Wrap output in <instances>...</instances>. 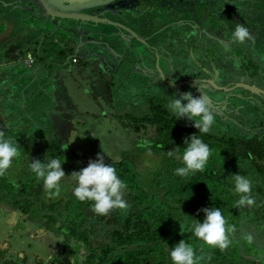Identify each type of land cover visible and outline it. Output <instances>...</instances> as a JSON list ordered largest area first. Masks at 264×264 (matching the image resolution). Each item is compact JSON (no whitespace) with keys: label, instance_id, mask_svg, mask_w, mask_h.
<instances>
[{"label":"flooded vegetation","instance_id":"flooded-vegetation-1","mask_svg":"<svg viewBox=\"0 0 264 264\" xmlns=\"http://www.w3.org/2000/svg\"><path fill=\"white\" fill-rule=\"evenodd\" d=\"M7 2L8 8H0V23H6L7 28L10 26V31H4L5 33L0 35L9 36L8 33H16V35L20 33V37L29 36L37 33L40 27L47 24L42 37H48V39L59 37L60 32L41 17L35 2L20 4L18 9L10 6L13 0ZM128 2L132 3L128 4ZM119 4L117 0H111L96 10H90V13H103L104 17L93 19L95 23L92 21L86 23V26L92 28L96 26L94 24L100 27L104 24L110 25L112 21L118 24L119 29L113 27L115 34L110 38H128L131 46L135 45L138 48L135 51L137 55L135 58L130 54L131 49L123 54L122 67L113 65L107 68L110 74L112 72L110 84L114 80L112 84L115 85V81L120 79L122 83L120 89L126 90L125 87L131 85L134 91L140 92L145 89L148 91L159 83L166 84L168 100L179 98L186 91H193L194 97L204 94L211 102L215 120L223 126H232L234 135H229V138L241 136L240 139H243L245 146L244 151L250 155L252 153L250 149L264 150L262 144L264 142V83L261 82V80L264 81V0H127L126 4L129 8L120 7ZM49 19L53 20L51 17ZM16 21L19 22L20 27L13 24ZM36 22H40L38 28L34 25ZM237 24H242L249 29L251 40H247L244 44L233 41L232 34ZM128 27L131 29H127ZM132 30L139 34V38L148 39L150 45H146V41L136 39L137 37L130 32ZM180 40L189 49L196 45L201 50L196 60L198 62L202 60V66L201 64L190 66L188 63L187 67L192 72L185 74L179 66L181 61L185 63L186 61L181 59L180 51L175 48ZM48 43L50 46L41 41L39 47L34 46L32 52H29L33 56L31 65L37 63L38 53L43 51L51 56L48 61H53L52 56L54 52H58V48L54 41ZM205 44H211L214 47L223 46L230 50L229 56L224 55L219 58L220 63L225 62L227 67L228 65L230 67L225 69L224 65L220 66L211 56L208 57V64H211L218 72L211 71L201 49V45ZM247 45H250L253 59L250 58V53L246 49ZM236 50H239V56ZM19 52H21L18 54L21 58L24 51ZM25 58L21 59L24 63ZM133 62L134 65L142 64L143 68L137 71L150 73L154 75V79L148 83L138 73H130L124 79L121 74L123 67L124 69L125 67L133 68ZM165 63L169 66L168 68H164ZM252 63H259L261 67L257 66L255 70L250 69L249 65ZM201 71L208 72L209 76L198 77ZM212 80L217 86L226 87V92L218 90V87L211 83ZM181 81L187 83L177 87L176 84ZM242 83L255 84L263 92L261 91L260 95L252 94L241 85ZM213 89H216L220 95H214ZM246 103L254 107L253 114L246 112ZM167 105L168 103L161 108L165 116L172 118ZM23 116H20L21 120L18 124L0 116V130L5 132V138L11 137L16 141L21 152V157L18 160L14 159L13 166L6 175L0 177V264H76V260L86 264L90 256L87 238L91 236L92 230L102 232L103 228L98 220L93 221L95 228H92L91 211L88 207L82 219L79 209L74 207V179L70 176V166L75 158L79 162H85L87 157L85 154L81 158L77 157L60 135L47 132L37 135L38 132H33L30 127L39 120L32 121L26 115ZM177 121L181 122V120ZM13 124L21 128L24 124V132L20 134V138L12 130ZM147 129L143 133L145 136L157 134L154 126L150 132ZM237 131L240 134H237ZM29 134L30 137H28ZM56 155H61V161L65 159L62 162V168L69 176L61 181L60 196L51 197L48 190L44 188L43 181L36 179L29 165L32 159L48 162ZM80 220H82L81 223ZM15 236L23 240V245L22 241L16 244ZM77 245L79 248L77 253H74L73 248Z\"/></svg>","mask_w":264,"mask_h":264},{"label":"trees","instance_id":"trees-1","mask_svg":"<svg viewBox=\"0 0 264 264\" xmlns=\"http://www.w3.org/2000/svg\"><path fill=\"white\" fill-rule=\"evenodd\" d=\"M249 66L254 70L257 66L261 67L259 63H252ZM153 107V114L139 118L144 121L143 124L139 123L145 130L148 128L146 126L148 124L157 129L155 136L146 138L151 141L158 140L157 145L161 147L160 149H167V151L176 147L177 149L179 147L186 149L184 136L176 135L181 132L177 126L183 128V133L196 134L209 145L210 149L215 145L213 140H220L218 136L214 138L208 133H201L191 127L192 131L187 130L181 125L183 122L165 116L161 106L153 105ZM143 135L139 136L143 137ZM227 140L228 145H220L224 148L222 155L230 158L225 161L223 168H218L215 165L209 166V169L195 172L188 177L175 174L178 167L185 166L182 163L183 152L178 150L174 157L168 156L167 152L161 154L163 156L160 160L161 167L154 171L153 178L155 179L152 180L154 184L151 186L146 184L145 179L141 180L142 176L144 178V174L134 164L131 166L133 162L130 160L105 162L111 164L117 170L119 178L128 185L125 199L130 203V207L126 211L117 209L108 215H98L92 210V201L81 202L74 196V207L79 209L81 219L86 214L85 209L88 207L91 211L92 228H95L93 221L96 220L103 228L102 234L99 232L97 234L92 230L91 236L89 235L87 238L90 256L86 264H172L169 253L181 239L193 246L197 256L204 257L200 264H217V262L214 263L215 257L221 261L228 259L231 264H249L252 260L244 257L243 254L246 255V253L239 250L237 234L230 235L231 239L234 237L233 243L229 246L231 251L229 248L227 251H221L219 248L209 247L193 234L194 224L203 222L205 218V213L201 211L203 208L213 207L226 210L222 214L228 220L229 225H235V227L240 226L244 220L242 207L233 206L239 199V195L233 194V191L228 192L227 188L222 189L223 185L219 190L222 181L227 179L222 177V169L227 165L235 163L238 159L252 161V165L256 169L255 173L259 175V181L262 185L264 184V150L250 149L252 151L250 155L244 151L243 139H239V142L234 138L223 141ZM254 144L257 145V142L254 141ZM262 144L264 145V142ZM168 146H171V149ZM158 152L160 153V151ZM55 158L60 159L61 155H56ZM87 162H79L75 158L71 161L70 173L86 167ZM134 166L137 171L133 170ZM76 183L74 179L73 189ZM228 198L231 202L230 207H226ZM255 200L254 207L264 211V198L255 197ZM94 236H99L100 239L95 242Z\"/></svg>","mask_w":264,"mask_h":264},{"label":"rangeland","instance_id":"rangeland-1","mask_svg":"<svg viewBox=\"0 0 264 264\" xmlns=\"http://www.w3.org/2000/svg\"><path fill=\"white\" fill-rule=\"evenodd\" d=\"M30 20H33L30 18ZM35 21V20H34ZM33 22V21H31ZM40 22H36L34 25H37L36 28H38ZM219 29V28H218ZM217 29V32L219 31ZM1 29L0 31H2ZM8 32L10 31L7 29ZM46 31V29L44 30ZM40 34V31H37ZM1 33V32H0ZM5 32L3 31L1 34H4ZM38 33H32L29 36L26 35L24 37H20L19 35H16V33L11 34L8 33L9 36H5L7 41H0V47L5 46L6 44L10 43V41H16L18 38H36L38 36ZM44 33V32H43ZM41 38V37H38ZM185 39V37H183ZM211 39V38H209ZM56 40V38H42V42H46L50 46L48 42ZM185 43V42H184ZM213 43H216V41H213ZM12 44V43H11ZM13 45L18 46L20 49H23L24 46H29L34 47L33 44L30 42H26L23 39H20L17 43H14ZM180 53H181V59L185 60L180 62L179 69L182 70V73H188L192 72L189 67H187V64L189 63L190 66L193 65H199L202 66V60L197 61V57L199 58V54L201 52L199 46L194 45L192 49L188 48L185 44H183V41L180 40L176 44V47ZM250 45H247V51L250 53V58H252V53L250 51ZM9 49V48H8ZM202 53L204 52L205 54V62L206 64L209 63V58L213 56L216 59V62L220 64V66H225L226 68H229L230 65L225 64V62L220 63L219 58L223 57L224 55L229 56L230 50L226 49V47L223 46H217L214 47L211 44H205L204 46L201 45ZM61 49L58 48V52H54V55L52 56L53 58H58L59 54L60 57L64 53V51L59 52ZM192 51L194 53L192 54ZM27 51L22 52V57L19 58V53L15 54L16 56H12V61L14 60L15 63L17 64L16 69H21V70H29L30 74L31 72H36V70L39 68L36 65H27L22 61L21 59L28 56L26 53ZM239 50H236V53L238 55ZM239 56V55H238ZM49 57H51L49 55ZM132 58V57H131ZM253 59V58H252ZM204 62V61H203ZM13 64V63H12ZM30 66V67H26ZM82 64V63H81ZM25 66V67H24ZM177 67V65H175ZM199 66V68H200ZM210 67L211 71L218 72L217 69H215L211 64H208ZM169 66L165 63L164 68H168ZM59 67L53 66L54 71L58 70ZM4 72V69H2ZM6 73H11L13 71L11 70H5ZM209 76L208 72L201 71L199 73L200 78L207 77ZM68 77V75H67ZM65 79V78H64ZM80 81V78H77L75 80H69L71 82V86L76 84V82ZM144 79V78H143ZM259 80H261L259 78ZM146 81V79H144ZM39 82L42 84L43 87L47 89L48 82H46V79H42V76L39 77ZM262 83H264L263 80H261ZM117 85V86H115ZM115 85L113 84H108L105 86H100L97 91L91 90L92 93L90 95H87L84 93L86 90V85H83L80 88V92H77L78 96H75V112L73 116L69 117L70 121L64 117L63 120L59 119L58 116H61L59 113L58 114H52L49 116V120H51V124L54 127V132L57 130L59 131V135L66 136V141L68 146L71 148L73 153L81 158L83 154H85V161H89L90 159L94 160L97 158V154L100 153L101 155L104 156V161L105 162H117L121 161L123 159H128L133 164L138 167L141 172L144 174V178L142 176L141 180L144 181L146 180V184L148 186L153 185L154 181H152L154 177V171L157 170V168H160V160L163 157L161 154H165L167 152V149H160L157 145L158 140H151L147 139L145 135L143 137L139 136L140 134H143L146 130L143 126H140L141 124L144 123L141 118L142 116L148 115L149 113L151 114L154 112V106L159 105L161 107H165L166 104L169 102L167 98L168 94V89L166 84H161L159 83L158 85L152 87V89H148V91L145 89L144 92H140L139 94L135 93V91L132 89L131 85H128L126 90L123 88L120 89L122 86V83L120 79H117L115 81ZM119 86V87H118ZM75 87V86H73ZM71 90L72 92L76 91V87ZM111 87L115 88L113 91H109ZM79 90V89H78ZM214 95H220L219 92L216 91V89H213ZM112 92L113 94V100H109L107 98L108 95H110ZM193 94V91H192ZM96 96L99 97L100 103H98L96 100ZM123 99V100H122ZM108 101V103L106 102ZM185 101H182L184 103ZM110 105V106H109ZM248 103L245 104V108L247 109L246 112L249 114H253L254 107ZM106 109V111H105ZM170 110V109H169ZM97 112V116H92L93 113ZM254 111V112H253ZM0 112H2V117L9 118L11 122L14 121V123H19L21 118L20 116L26 115L28 112H25L20 114L19 112L12 111V108L7 110L4 107L0 109ZM117 113L115 116L110 115V113ZM171 112V111H170ZM106 113L108 114L106 117ZM173 120H181L184 126V128H187V130H191L190 127L193 130H198L195 128L194 122L189 121L186 118H178L175 116L174 113L171 112ZM43 117L45 115H42ZM24 117V116H23ZM2 118V119H3ZM171 118V119H172ZM216 119V118H215ZM140 120V121H138ZM216 122L212 126V129L208 134L212 135L214 138L218 136L220 140H213L215 142V145H213V148L211 149V156L210 159L208 160V163L205 167V169H209V166H217L218 168H223V164H225V161L229 160L230 158L222 155L223 152V147L220 145L226 144L228 145V136L234 135V132L232 131V126H223L219 121L215 120ZM141 122V124L139 123ZM14 125V124H13ZM148 127V131L150 132L152 130V126L150 124L146 125ZM18 128V129H16ZM23 128V129H22ZM22 128L19 126L13 127L12 130H14V133L18 134V138H20V134L24 132V124H22ZM9 130V128H7ZM11 129V127H10ZM177 129L180 130L181 132L178 134L176 133L177 136H184L183 140L186 138H189L191 135L190 133H183L184 130L182 127L177 126ZM16 130L20 131L17 132ZM154 130H157L156 128ZM53 131V130H51ZM192 131V130H191ZM48 133L49 130L45 131L44 134ZM43 134V135H44ZM237 134H240L239 131H237ZM37 135H41L38 134ZM216 135V136H214ZM222 135H224L222 137ZM176 138V137H175ZM241 136H237L234 139H239ZM144 141H149L152 143L150 144L151 151L149 153V150L144 147H139L138 145L142 144ZM158 149H156L157 147ZM169 149H171V146H168ZM178 150L180 152H184L185 148L179 147ZM160 151V153L158 152ZM158 153V154H157ZM160 156V157H159ZM88 163V162H87ZM251 163V164H250ZM248 162L247 159H238L235 163L227 165L223 171V176L227 178L226 181L223 180L222 184H220V189L221 186L223 185L222 189L227 188V191L232 192L233 194L235 193V182L233 179V174H242L245 175L247 178H249L252 181V196L254 197H259V198H264V184L259 181L258 176L255 173V168L252 165V161ZM210 164V165H209ZM133 168V170L137 171V169ZM146 177V178H145ZM62 188V186H61ZM236 194V193H235ZM227 204L226 207H230L231 202H229V198L227 199ZM226 211V210H225ZM224 210H221L222 213H225ZM242 212H243V218L244 220L240 223V226L236 227V232L233 233L234 235L237 234L238 238V248L239 250H242V252L246 253L243 254L244 257H247L248 259L252 260L249 262V264H264V211H260L254 207H247L246 205L242 207ZM76 222V221H75ZM239 230V231H238ZM98 234V232H96ZM102 234L103 232H99ZM247 234H251L253 236V242L249 243L244 237ZM232 235V234H230ZM95 242L97 239H100L99 236H96ZM234 240V237L232 238ZM14 241L16 244H18L19 241H22L23 245V240L19 236H15ZM14 242V243H15ZM79 248V245L75 246L73 248V252L77 253V250ZM229 251L231 249L229 248ZM254 261V262H253ZM217 262V264H231V261H228L226 259L225 261H221L220 259H217L215 257L214 263ZM76 264H81L78 260H76Z\"/></svg>","mask_w":264,"mask_h":264},{"label":"clouds","instance_id":"clouds-1","mask_svg":"<svg viewBox=\"0 0 264 264\" xmlns=\"http://www.w3.org/2000/svg\"><path fill=\"white\" fill-rule=\"evenodd\" d=\"M65 2L67 3V0ZM232 35L233 41L240 44L252 39L249 29L242 24L236 25ZM182 101H187V103H182ZM167 107L179 119L186 118L193 121V126L201 133L210 132L215 123V113L212 111L208 97L204 94L194 97L191 91H186L179 98H170ZM184 144L187 145L182 155V163L185 166L178 167L175 174L188 177L195 172H203L211 156L209 145L196 134L186 138ZM138 146L147 148L149 153L151 151L149 141H144ZM19 149L16 141L11 137L5 138V132L0 130V177H4L13 166L14 159L18 160L21 157ZM177 151L176 147L167 151V154L174 157ZM63 161L58 158L48 162L32 159L29 165L36 179L43 181V186L51 197L60 196L61 181L69 176L62 168ZM70 176L77 182L73 195L81 202L92 201V210L96 214L108 215L114 210L126 211L130 207V203L125 199L128 185L119 178L117 170L111 164L105 163L104 156L100 153L97 154L96 159H90L86 167L73 171ZM233 179L235 193L239 195V199L233 206L240 208L245 205L247 207L255 205V197L251 194L252 181L239 173L233 174ZM201 211L205 213V218L203 222L194 224V236L209 247L227 251L233 243L230 234L236 232L235 225H229L220 208H203ZM244 238L249 243H252L254 239L251 234H247ZM169 256L172 264H200V261L204 259L203 256H197L193 246L183 239L172 247Z\"/></svg>","mask_w":264,"mask_h":264},{"label":"crops","instance_id":"crops-1","mask_svg":"<svg viewBox=\"0 0 264 264\" xmlns=\"http://www.w3.org/2000/svg\"><path fill=\"white\" fill-rule=\"evenodd\" d=\"M14 25L20 27L19 22H14ZM10 26L6 23H0V31H8ZM45 29L43 26L39 28L40 34L36 38H18L16 41H10V43L6 44L3 47H0V78L5 77L3 81L0 82V89H4L0 91V94L3 98L2 102L0 103L1 106H5V108H12V111L19 112L23 114L25 112H30L36 107V115L34 117L37 120L41 121L46 129L37 128L33 129L34 126H31V130L35 133L42 134L45 131L49 130L48 133L50 134H57L59 135V131L54 132V127L51 124V120H49V116L52 114H60L56 115L59 119L63 120L64 117L69 119V117L73 116L76 108H75V96L77 92H80V88L83 85H86V90L84 91L85 94L90 95L92 93L91 90L97 91L100 86H105L110 84V80L112 79V72L111 74L107 71L108 67H113V63L110 66L101 65V63L95 57H85L80 58L78 56H72L70 59L65 56H59L58 58H54L53 61L48 59L50 58L47 53L40 52L38 53L39 58L37 63L34 64L38 67L39 73H34L29 70H21V69H14L11 73H6L5 70H10V64H6V62L12 61V56L15 57L19 51H27L26 53L32 52L33 47L31 45L24 46L23 49H20L18 46L13 45L17 43L20 39L25 40L26 42L30 43L32 40L33 46H40L42 36L45 33ZM44 32V33H43ZM0 33V34H1ZM0 41H7L5 36L0 35ZM42 37V38H38ZM12 43V44H11ZM9 48V49H8ZM73 58H77L78 61L74 62ZM53 62V63H52ZM82 63V64H81ZM13 65V64H12ZM33 66V65H32ZM53 66L59 67L58 70L54 71ZM25 67V66H24ZM26 67H28L26 65ZM30 67V66H29ZM4 69V72L3 70ZM157 69V68H155ZM158 70V69H157ZM68 75V77H67ZM42 76V79H46L48 82L47 89L42 86L39 82V77ZM65 78V79H64ZM80 78V81L74 83L71 86V82L69 80H75ZM114 80L111 82V84ZM14 84L15 86L11 87L12 91L16 92V96L11 97V92L8 91L7 88L9 85ZM75 88L76 91L72 92L71 90ZM79 89V90H78ZM115 88L111 87L109 91H113ZM136 90V89H135ZM107 96L109 100H113V94ZM135 93H140V91L136 90ZM96 101L100 103L99 97L96 96ZM123 100V99H122ZM39 102V104H37ZM108 103V101H106ZM110 106V105H109ZM106 111V109H105ZM117 113L111 112L110 115H116ZM42 115H45L44 117ZM97 112L94 111L92 116H97ZM106 113V117H107ZM44 132H43V131ZM53 130V131H51ZM32 132V134H33ZM64 138L65 144H67L66 136L61 135ZM27 139V137L25 138ZM68 145V144H67Z\"/></svg>","mask_w":264,"mask_h":264},{"label":"water","instance_id":"water-1","mask_svg":"<svg viewBox=\"0 0 264 264\" xmlns=\"http://www.w3.org/2000/svg\"><path fill=\"white\" fill-rule=\"evenodd\" d=\"M9 1V0H7ZM6 0H0V8L6 9L8 8V2ZM111 0H67V3L65 0H13V2L10 4L13 9L20 8V4H25L26 2H35L38 6L39 11L41 12V17L48 23H51L55 30H58L60 32L59 37L56 38V40H53L56 44L57 48H60L61 51H64L67 58L70 59L72 56H78L80 55V58L85 57H95L101 65L104 66H110V64L119 65L121 66L122 63V56L123 54L128 50L131 49L130 54L133 55V57H137L136 52L137 47L135 45L131 46V41L128 38H110L115 33L112 29L113 27H116V29H119L118 24L109 23L110 25L104 24L100 27H97V24H94L96 26H93L92 28L90 26H86V23H89L88 21L94 22L93 19L104 17V14H98V13H90V10H96L102 4H107ZM118 3H120V7L129 8L128 4L132 2H128L126 4L127 0H117ZM131 1V0H130ZM111 13V11H108ZM53 18V20L49 18ZM91 17L92 19H90ZM95 23V22H94ZM108 26V27H107ZM44 28H47V24L43 26ZM131 29V28H127ZM129 31V30H128ZM133 36L137 37L136 39H141L142 41H146V45L148 43V39L146 38H139V34L134 32L133 30L130 31ZM150 45V44H149ZM61 54H59L60 56ZM84 55V56H83ZM62 56H65L62 54ZM142 58L141 56H139ZM135 62V61H134ZM134 62L132 64L133 68L123 67V72H121L122 77L125 79L130 73L137 74L149 83L154 79V75L150 73H143L141 74L139 71H137L142 67V64L138 63L137 65H134ZM13 63V65H12ZM6 64H10V70L16 69L17 64L15 61H9L6 62ZM26 65V64H25ZM29 67V66H28ZM40 67L36 70L37 73H39ZM34 72V73H36ZM5 77L0 78V82L3 81ZM186 81H181L176 84L177 87H181L184 84H186ZM212 84L216 87L217 85L214 83V81H211ZM244 88L249 90L252 94H258L263 92L260 88L257 87L255 84H241ZM15 86L13 83L8 86L7 90L10 92L11 87ZM218 90L225 91L226 87L224 86H217ZM4 90V89H0ZM11 97L16 96V92H11ZM3 98L0 94V103L2 102ZM210 105L211 102L209 101ZM39 104V102H37ZM4 110H5V106ZM2 108L0 104V109ZM9 110V108H6ZM36 107L28 112L26 114V117L32 121L37 119L34 117L36 115ZM0 116H2V112H0ZM42 128L46 129L47 127L43 125L41 121H35L34 128ZM30 137V134L28 135Z\"/></svg>","mask_w":264,"mask_h":264},{"label":"built area","instance_id":"built-area-1","mask_svg":"<svg viewBox=\"0 0 264 264\" xmlns=\"http://www.w3.org/2000/svg\"><path fill=\"white\" fill-rule=\"evenodd\" d=\"M73 61L76 62L77 61V58H73ZM33 62V56L31 53L28 54L27 58H25V63L27 65H31Z\"/></svg>","mask_w":264,"mask_h":264}]
</instances>
